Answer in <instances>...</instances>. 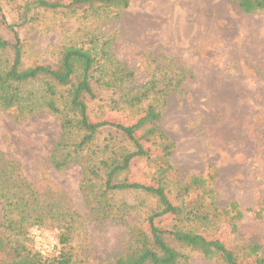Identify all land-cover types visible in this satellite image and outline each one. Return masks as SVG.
<instances>
[{
    "label": "trees",
    "instance_id": "obj_1",
    "mask_svg": "<svg viewBox=\"0 0 264 264\" xmlns=\"http://www.w3.org/2000/svg\"><path fill=\"white\" fill-rule=\"evenodd\" d=\"M132 1L0 0V24L10 32L0 33V109L17 119L41 110L59 117L52 165H81L80 190L93 218L140 215L130 222L132 245L113 264H190L194 252L217 264H264L263 244L239 235L245 216L239 202L220 203L213 165L184 176L172 163L176 142L162 127L163 109L183 90V69L152 68L136 86L135 71L115 56L120 34L109 22ZM233 1L247 14L264 11V0ZM46 20L69 27L68 41L49 61L21 33ZM114 111L133 114L134 121L105 117ZM141 160L149 169L145 181L131 177ZM263 203L250 209L256 218L263 216ZM0 204V264H90L75 244L82 212L43 201L20 164L1 150ZM37 226L56 230L49 255L30 246ZM221 226L230 227L231 246L210 236Z\"/></svg>",
    "mask_w": 264,
    "mask_h": 264
},
{
    "label": "rangeland",
    "instance_id": "obj_2",
    "mask_svg": "<svg viewBox=\"0 0 264 264\" xmlns=\"http://www.w3.org/2000/svg\"><path fill=\"white\" fill-rule=\"evenodd\" d=\"M49 21L21 31L47 61L68 41L69 28ZM109 29L120 34L115 56L135 71L133 85L146 82L155 67L183 69V90L171 94L163 109L162 127L176 142L172 163L184 176L213 165L220 203L235 200L244 210L239 235L264 246V203L261 218L250 211L264 200V11L244 13L233 0H133ZM0 33L10 32L0 24ZM105 117L124 123L135 118L121 111ZM61 133L59 117L48 110L17 119L0 109L4 157L20 164L43 201L82 212L75 244L90 264H113L132 245L130 222L140 215L120 221L91 216L80 190L81 165H52ZM148 175L145 162L137 161L132 179L145 181ZM209 233L233 243L228 226ZM30 235L33 249L52 253L55 229L37 226ZM190 264L217 263L194 252Z\"/></svg>",
    "mask_w": 264,
    "mask_h": 264
},
{
    "label": "built area",
    "instance_id": "obj_3",
    "mask_svg": "<svg viewBox=\"0 0 264 264\" xmlns=\"http://www.w3.org/2000/svg\"><path fill=\"white\" fill-rule=\"evenodd\" d=\"M36 235H37V238H39L40 239V237H39V234L36 232ZM57 244V242H56V240L54 239L53 241H52V247H55V245Z\"/></svg>",
    "mask_w": 264,
    "mask_h": 264
}]
</instances>
